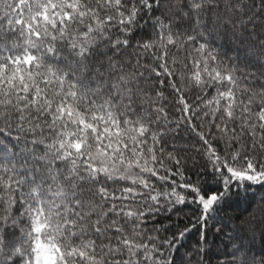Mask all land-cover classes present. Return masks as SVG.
Masks as SVG:
<instances>
[{
    "label": "snow or ice",
    "instance_id": "snow-or-ice-1",
    "mask_svg": "<svg viewBox=\"0 0 264 264\" xmlns=\"http://www.w3.org/2000/svg\"><path fill=\"white\" fill-rule=\"evenodd\" d=\"M210 257L264 264V0H0V264Z\"/></svg>",
    "mask_w": 264,
    "mask_h": 264
},
{
    "label": "trees",
    "instance_id": "trees-1",
    "mask_svg": "<svg viewBox=\"0 0 264 264\" xmlns=\"http://www.w3.org/2000/svg\"><path fill=\"white\" fill-rule=\"evenodd\" d=\"M185 214H187L188 216H190L191 215V211H190V209H184V211L181 213V215L183 216V215H185ZM174 219H175V217H174ZM196 235L195 234H193L191 237H190V239H189V244H193V243H195V240H196ZM210 259L212 260V264H216V262H215V257H210Z\"/></svg>",
    "mask_w": 264,
    "mask_h": 264
}]
</instances>
